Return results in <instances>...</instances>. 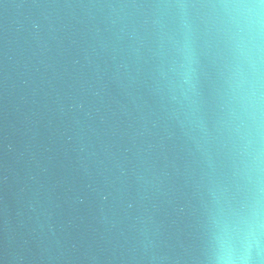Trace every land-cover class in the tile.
Instances as JSON below:
<instances>
[{"label": "water", "instance_id": "obj_1", "mask_svg": "<svg viewBox=\"0 0 264 264\" xmlns=\"http://www.w3.org/2000/svg\"><path fill=\"white\" fill-rule=\"evenodd\" d=\"M0 264H264V0H0Z\"/></svg>", "mask_w": 264, "mask_h": 264}]
</instances>
